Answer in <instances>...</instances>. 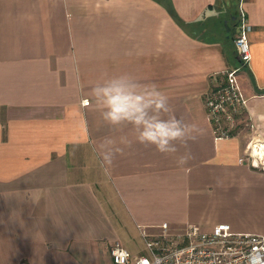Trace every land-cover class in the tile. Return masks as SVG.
<instances>
[{"label":"crops","instance_id":"1","mask_svg":"<svg viewBox=\"0 0 264 264\" xmlns=\"http://www.w3.org/2000/svg\"><path fill=\"white\" fill-rule=\"evenodd\" d=\"M240 13L246 125L216 140L204 97L239 65ZM123 73L205 130L188 165L134 143L102 171L94 147L116 133L90 90ZM252 137L264 140V0H0V264H113L114 243L142 256L141 232L164 223L264 235V172L238 163Z\"/></svg>","mask_w":264,"mask_h":264},{"label":"built area","instance_id":"2","mask_svg":"<svg viewBox=\"0 0 264 264\" xmlns=\"http://www.w3.org/2000/svg\"><path fill=\"white\" fill-rule=\"evenodd\" d=\"M252 30L243 13L239 14L237 32L233 39L239 65L217 74L216 83L204 97V107L211 133L216 140L238 136L246 125L247 99L238 82V72L251 59L249 34ZM239 164L264 172V140L250 138ZM157 234L141 232L146 253L132 257L119 242L110 248L113 264H264V235L236 233L226 223L210 232L196 226L170 233L166 223Z\"/></svg>","mask_w":264,"mask_h":264},{"label":"clouds","instance_id":"3","mask_svg":"<svg viewBox=\"0 0 264 264\" xmlns=\"http://www.w3.org/2000/svg\"><path fill=\"white\" fill-rule=\"evenodd\" d=\"M90 94L102 122L116 133L101 138L94 147L105 173L134 143L172 156L178 168L194 158L190 142H196L205 130L177 115L169 106L168 96L157 85L143 84L123 73L102 78L92 86Z\"/></svg>","mask_w":264,"mask_h":264},{"label":"trees","instance_id":"4","mask_svg":"<svg viewBox=\"0 0 264 264\" xmlns=\"http://www.w3.org/2000/svg\"><path fill=\"white\" fill-rule=\"evenodd\" d=\"M169 12H170V14H171L175 19H177L178 22H179L178 17L175 15L174 11H173L171 8L169 9ZM235 23H237V21H236ZM234 53H235V52H234Z\"/></svg>","mask_w":264,"mask_h":264},{"label":"rangeland","instance_id":"5","mask_svg":"<svg viewBox=\"0 0 264 264\" xmlns=\"http://www.w3.org/2000/svg\"><path fill=\"white\" fill-rule=\"evenodd\" d=\"M180 232V231H179Z\"/></svg>","mask_w":264,"mask_h":264}]
</instances>
